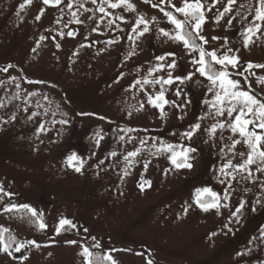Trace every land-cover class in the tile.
<instances>
[{
  "label": "rangeland",
  "instance_id": "374dc122",
  "mask_svg": "<svg viewBox=\"0 0 264 264\" xmlns=\"http://www.w3.org/2000/svg\"><path fill=\"white\" fill-rule=\"evenodd\" d=\"M68 2L54 6L43 0H0V69L12 66L7 72L0 71V186L5 194L0 198V211L8 205H29L37 213L38 224L43 222L49 233L56 232L61 218H67L76 225L66 226L73 228L71 241L76 243L39 241L40 247L29 245L19 253L10 249L12 255L0 250V264H85L83 248L96 244L110 252L116 264H264V188L260 186L264 175L253 169L257 177L253 182L237 174L225 200L227 185L220 183L218 172L224 160L219 149L225 143L218 140L220 132L209 138L200 131L191 141L183 136L208 111L204 101L212 94L206 91V78L196 73L183 83H136L144 77H167V69L150 77L149 69L172 60L178 63L172 70L174 76L194 72L190 59L198 52L189 53L182 42L173 39L174 26L152 7L159 0H129L136 11L108 9L113 15L100 24L102 14L85 12L78 4L71 11H77L83 23H69ZM79 2L85 8L97 7L91 0ZM173 3L182 6V0ZM245 4L255 7L254 0H245ZM222 7L223 0L205 13L207 23L201 35L208 43L202 46L220 48L226 37L228 44L218 55L238 48L232 54L239 56L241 66L264 64V39L254 38L244 48V21L237 17L231 25L227 23L240 10L238 5L232 14L214 22ZM120 15L124 21L116 19ZM141 15L150 21L149 32L137 37L131 26ZM109 19L114 21L112 27H108ZM96 27L99 32L93 31ZM67 31L75 35L68 37ZM60 32L65 35L61 37ZM41 36L46 39L41 41ZM213 36L222 39L214 41ZM109 40L114 42L106 43ZM162 55L167 59L158 62L156 58ZM253 71L254 75L245 74L247 81L234 78L242 81L244 90L264 99V69ZM161 88L166 100L174 103L157 101L158 108L148 103V97L158 95ZM32 92L36 95L29 96ZM62 119L69 123L60 124ZM211 123L205 119L202 128ZM41 124L42 132L38 131ZM168 144L177 151L180 145L197 149L189 154L191 169H175L171 152L161 150ZM129 151L138 154L126 162ZM236 151L247 149L238 145ZM112 152L117 155L113 157ZM73 153L83 161L79 173L67 163ZM73 163L79 166L78 161ZM145 181L151 184L141 190ZM204 187L220 197L219 210L205 212L196 204V189ZM200 198L210 200L207 194ZM241 200L246 204L236 223L231 213ZM26 210L19 207L12 212Z\"/></svg>",
  "mask_w": 264,
  "mask_h": 264
},
{
  "label": "snow or ice",
  "instance_id": "6c2138e0",
  "mask_svg": "<svg viewBox=\"0 0 264 264\" xmlns=\"http://www.w3.org/2000/svg\"><path fill=\"white\" fill-rule=\"evenodd\" d=\"M31 3V0H28ZM147 2V0H145ZM222 0H182V6H177L173 3V0H159L158 3H153V8H158L160 12L163 13L164 17L167 18L168 22L174 26L176 34L173 39L182 42L183 48L188 50L189 53L198 52V56L191 57L190 63L195 66V71L174 76V69L178 68V63L176 60H172L170 63H157L153 68L149 69V77L153 76L157 71L163 72L167 69V77L159 76L154 79H149L144 77L142 80L137 81V85H171L174 82L183 83L185 80H190L193 75L198 73L201 77H205L208 81L206 91L212 94L211 99L204 101L208 111L203 117L200 118L201 122H196L190 125L187 132L183 133V136L188 141H191L193 136L200 131L207 133L209 138H215L216 133L219 131L220 136L218 140L225 141L220 147V154L224 158L223 163L218 168L220 174V183L226 184L227 189L223 199H229L228 191L232 189V183L236 181V176L239 174L244 180H252L255 182L257 177L253 175V169L256 173L264 175V99L258 98L256 95L252 94L248 90H244L241 87L242 81L234 78L235 76H240L247 81L246 73H254V69H264V64H254L252 62H247L246 65L241 66L240 58L238 55L232 54L233 52L238 53L240 49L228 48L223 55H218L220 49L228 44L226 37L223 38L224 44L220 48H213L212 50H207L202 44H207L208 41L203 35H201L202 26L207 23L206 12H211L213 8H216L217 4H220ZM254 9L251 6H246L245 0H223L222 10L217 9V14L215 16L214 22L219 23V21L225 16L232 14L234 12V6L238 5L239 11L235 12V15H231V18L227 20L229 25L239 17L241 21H244L243 30L241 32L242 44L244 48H248L255 39H264V0H254ZM62 0H43L45 5L59 6ZM78 4L79 9H83L85 12L97 11L102 14L97 24L103 23L104 17L112 16L113 13L109 12L108 9H122L130 12L136 11L135 5L129 0H91V4L96 5L95 9L85 8L84 3H80L79 0H69L66 7L70 10L69 23L73 21L77 24L83 23L78 18L77 11H71L74 6ZM162 5H167L168 7H163ZM175 13L181 14L183 19L178 18L174 15ZM247 13V14H245ZM249 16H252L251 21H249ZM94 17H89L93 19ZM36 19L39 20L40 16L37 15ZM116 19L124 21L125 17L120 15ZM154 19V18H153ZM150 21L144 16H139L135 23L131 26V31L136 34L137 37L143 36L149 32ZM114 21L108 20V27H112ZM142 26V27H141ZM93 31L99 32V27L93 28ZM160 31L165 36H169V33L160 29ZM59 35L63 37L64 32H60ZM66 35L68 37H73L75 35L74 31H67ZM55 39V37H52ZM132 39L131 36L128 37ZM46 37L41 36L40 40H45ZM212 39L220 40L219 36H213ZM114 41L109 40L106 43L111 44ZM91 47V44L86 45ZM56 47L59 49L60 45L57 44ZM35 51V49H34ZM169 55H175L174 53H169ZM158 62H163L167 59L166 56H158ZM11 65H8L0 71L7 72ZM13 82L16 81V77L10 78ZM264 82V81H261ZM28 83H33V81H28ZM39 83V82H38ZM16 87L20 88V84L16 83ZM36 95L35 92L29 93V96ZM176 95L180 96V89H176ZM18 94H17V97ZM46 99V98H45ZM157 101H163L164 103H174L166 100L164 89L161 88L158 95L155 97L149 95L148 103L160 107ZM3 105L0 104V107ZM39 106V104H38ZM186 105H175L177 108H183ZM27 110V109H25ZM80 115H86L85 113H80ZM15 119V117H12ZM103 118V117H101ZM180 119H183L181 116ZM205 119L213 121L210 126L202 128V122ZM60 124H68L69 121L62 119L59 121ZM38 131H44V126L41 124ZM131 131V129H128ZM227 131L230 134L225 137L224 132ZM238 136V138H236ZM102 139V137H101ZM123 140L124 137H121ZM206 142V141H205ZM97 144L100 140L96 141ZM141 143H145L141 141ZM238 145H243L247 151H236ZM168 150L171 152L170 160L171 164L175 169L192 168V163L190 162V153L197 151L195 147L180 145V150L177 151L175 147L171 144L162 146L161 150ZM137 151H129L124 157L126 162L129 158L137 156ZM111 155L115 157L116 152H112ZM237 158H239L237 160ZM78 161L79 166H76L73 162ZM67 163L70 167H73L76 172H81L83 167V161L73 153L67 157ZM102 163V162H101ZM126 174V173H125ZM144 184L150 186V181H145L141 184V190H143ZM260 186L264 188V181L260 182ZM0 193H4V189L0 186ZM197 198L196 204L207 212L211 209L219 210L221 199L218 194L209 187L197 188L196 189ZM201 194H207L210 200H202ZM11 196L12 193H7ZM258 204L261 201H257ZM246 202L241 200L235 207L231 215L235 218V222L239 223L240 218L243 214V209L245 208ZM264 206V205H262ZM19 207L28 209L33 217L37 216L34 209H31L29 205H8L6 206V211H12ZM227 207V205H225ZM251 210H255L254 208ZM58 227L56 228L57 234L60 233L61 229L65 226L76 227L73 222L67 218H61L58 221ZM41 229L46 228V225L41 222L39 224ZM8 231V229H0V250L12 255L10 249L14 248V251L19 253L22 249H26L29 245L40 247V245L35 240H28L26 242H16L15 237L5 240L3 232ZM87 231V229H84ZM95 239V238H93ZM261 239H264V232L261 234ZM69 243H76V241H69ZM95 247L99 248L100 245L96 244ZM85 258V264H116V261L111 256L110 252H105L103 254L95 255L88 248L84 247L81 253ZM240 255V253H238ZM94 257V258H93ZM22 260H26V256L21 257ZM148 264H152V261H148Z\"/></svg>",
  "mask_w": 264,
  "mask_h": 264
},
{
  "label": "trees",
  "instance_id": "16d2710c",
  "mask_svg": "<svg viewBox=\"0 0 264 264\" xmlns=\"http://www.w3.org/2000/svg\"><path fill=\"white\" fill-rule=\"evenodd\" d=\"M4 195V193H0V198ZM2 224L5 226V229H8V231L2 233L5 240L15 237L16 241L20 242L23 240H35L36 242L52 241L62 243L71 241L74 238L73 228L69 229L66 226L61 229L59 234L57 232L49 233L45 228L41 229L35 217L27 210L23 214L13 213L12 211H0V229H4L1 227ZM89 249L94 253V256L105 252L103 249L97 247Z\"/></svg>",
  "mask_w": 264,
  "mask_h": 264
}]
</instances>
